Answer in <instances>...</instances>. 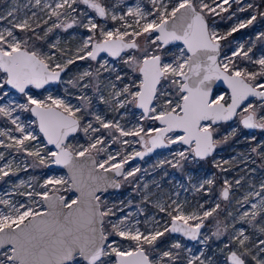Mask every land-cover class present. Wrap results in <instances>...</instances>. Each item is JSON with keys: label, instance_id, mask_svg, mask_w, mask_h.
I'll return each mask as SVG.
<instances>
[{"label": "snow or ice", "instance_id": "1", "mask_svg": "<svg viewBox=\"0 0 264 264\" xmlns=\"http://www.w3.org/2000/svg\"><path fill=\"white\" fill-rule=\"evenodd\" d=\"M35 2L39 5L41 0ZM150 3L154 10L145 11L137 4L128 7L127 12L120 16L115 11L110 14L109 6L102 0H58L54 7L45 5L51 8L50 18L59 19L64 15L71 22L53 21L44 29L43 37L37 34V39H46L55 29L67 32L79 27L87 31L88 35L81 39L72 55H69L72 49L58 47V41L48 45L55 51H42L35 43H29L32 37L27 33H35L31 18L20 19L13 10L0 13V21L10 25L0 28V118L10 121L15 125L14 131L20 133L15 136L12 129L0 131V137L7 136L11 141L5 143L0 140V147L14 149L33 158L31 165L25 164L23 169L16 165L17 171L57 165L68 169L69 173L67 177L46 178L39 185L42 191L19 193L29 197L31 203L40 204L42 211L0 197V204L11 209L7 214L0 212V249H6L0 264H179L183 251L189 253L187 264H215L212 257L203 251L192 255V250L180 241L160 251L157 241L165 233H179L201 244H207L213 237L228 235V242L220 249L224 264H264V181L258 191L249 192L243 200L237 201L240 208L250 205L249 209H238V215L228 213L234 220L231 224L233 234H228V224L221 227V222L217 221L216 230L203 238L201 229L204 222L217 213L221 207L219 203L202 214L196 211L186 214L174 200L168 205L157 200L153 206L170 218L171 226L165 224L163 230L155 228L141 232L139 228L133 229L126 224L132 213L118 216V213H125V207L131 202L128 205L124 201L119 205H109L104 198L109 188L119 189L123 182L132 183L129 178L135 177L140 168L125 171L124 165L131 159H143L157 148L187 145V149L174 153L178 157L174 164L171 161L160 162L182 169V161L195 162L209 157L218 146L234 137L240 126L264 130V56L253 59L250 53L254 45L246 50L240 45L230 56L220 59V41L251 25L257 16L253 14L233 26L226 35H221L215 28V21L209 23V18L227 12L224 5L230 8L229 0L221 3L212 0L211 4L206 0H178L171 8L163 2L158 4L157 0H150ZM232 3L239 6L242 0H232ZM246 8L252 9L254 5L248 4ZM246 8L240 6L238 11L243 12ZM125 15L135 18V27L126 23L109 29L106 23L96 19L123 21ZM260 15L264 16V12ZM35 16L33 12L32 17ZM233 16L235 13H231L228 19ZM43 23L47 25L48 20ZM35 27H41L38 21ZM129 28H132L131 32ZM17 30L25 35H19ZM138 37H144L145 47L141 48ZM258 39H264V33H260ZM177 41L182 42L183 47L171 52L168 46ZM56 52H59V57ZM101 53L119 59L122 67L110 65L106 59L101 61ZM65 56L67 58L61 62V57ZM233 57L258 65L259 70L241 67ZM83 60L95 61L98 66L93 69L89 65L65 81L62 73H66L70 65ZM104 73L108 74L104 88L110 89L107 96L100 87ZM218 82L226 85L227 90H221ZM53 84L71 85L78 94L65 88L63 96H54L47 87ZM13 90L19 94L17 97H13ZM33 90L48 94L41 98L40 92ZM89 90L113 112L134 104L142 109L141 119L150 121L152 125L158 122L161 126L139 124L125 128L117 119L107 120L94 110ZM25 114L34 119L22 120ZM234 117L238 118V127L221 134V126ZM33 125L38 127L43 141H46L43 146V141L32 146L26 143L40 140L32 130ZM80 133L86 138V146L77 139ZM121 137L138 139L121 140ZM255 139L252 136V140ZM114 143L129 146L140 143L144 151L125 155L118 149L113 154L109 148ZM48 145L54 148H48ZM251 151L264 159V144H258ZM101 153H106V158L97 159ZM4 159V153L0 152V160ZM12 169V161L0 166V180L10 174L16 175ZM25 183L20 180L13 187H22ZM228 183L225 181V185ZM235 183L240 185L241 180ZM212 184L213 181L207 179L199 187L202 189ZM143 187L147 189L148 185ZM73 190L79 193L74 199L61 194ZM222 196L228 199L229 187L223 188ZM34 197H40V200L36 201ZM250 197L259 199L252 202ZM143 201L149 202V194L143 196ZM138 211L143 213L144 209L138 208ZM154 223L160 224V221L154 219ZM237 223L241 227L237 228ZM245 224L253 228L258 226L260 236L253 239L252 235L246 234ZM113 236L130 243L124 245L110 241Z\"/></svg>", "mask_w": 264, "mask_h": 264}, {"label": "rangeland", "instance_id": "2", "mask_svg": "<svg viewBox=\"0 0 264 264\" xmlns=\"http://www.w3.org/2000/svg\"><path fill=\"white\" fill-rule=\"evenodd\" d=\"M56 2H58V0H41L40 4L37 5L35 0H0V13L6 14L7 11L13 10L14 15L20 19L31 18L35 33H27V36L32 37L29 41L30 44L35 43L42 51L53 52L55 50L50 49L48 45L50 43H57L58 41V47L71 48L72 52L69 53V55H72L75 53V49L81 39L88 35L87 31L83 28L74 27L67 32L63 29H55L46 39L36 38L37 34L40 37H43L44 29L51 26L53 21L57 23L71 22V20L64 15L59 19L56 17L50 18L51 8L45 7V5H52L54 7ZM102 2L109 6L110 14L111 11H115L117 16L124 15L127 12L128 7H135L137 4L144 8L145 11L154 10L150 0H102ZM161 2L168 4L169 8H171V6L178 3V0H157L158 4ZM206 2L211 4L212 0H206ZM221 2L222 0H217V3ZM229 2L231 4L230 8L228 5H224L225 8H228L227 12H221L219 16L209 18V23H212L213 20L215 21V28L221 35H226L233 26L237 25L240 21H246L253 14L257 16V19L248 27L239 29L232 33L231 36H227L226 39L220 41V59H223L225 55L230 56L232 51L240 45H243L245 50L254 45L253 51L250 53L253 59H258L261 56H264V39H258L260 33H264V16L260 15V13L264 12V0H242V4L239 6L232 3V0H229ZM248 4H253L254 8L247 9L246 6ZM113 5L116 7L113 8ZM240 6L245 7L246 10L243 12L238 11V7ZM83 7L84 6L81 5V8ZM60 11L63 12L64 10L61 9ZM217 11H219V9H217ZM33 12L36 13L35 17H32ZM231 13H235V16H233L232 19H228ZM90 14L94 15V13ZM9 19L12 18L9 17ZM96 19L100 23H106L109 29L120 27L126 23L132 24L133 27H135V18L132 16L125 15L123 21H112L110 18L107 21H103L99 17H96ZM149 19H151V17H149ZM44 20H48L47 25L43 23ZM37 21L40 23L41 27H35ZM141 23H143V21H141ZM3 27H10V25H8L6 21H0V28ZM128 31L131 32L132 28H129ZM17 33L22 36L25 35L24 33H19V30H17ZM137 41L141 48L145 47L144 37H138ZM168 47L171 52H176L178 51V48L183 46L176 44ZM129 51L133 54L140 55V53H136L134 50ZM56 55L59 57V52H56ZM122 55H124V53H122ZM66 58V56L61 57V62ZM170 58L171 57H169V59ZM100 59L101 61L106 59L110 62V65L114 64L118 68L122 67L121 62L117 58L102 55L100 56ZM233 59L236 60L241 67H246L252 71L259 70L258 65L251 64L240 57H233ZM89 65H91L93 69L98 66L95 61H77L75 64L68 67L66 73L62 74V77L67 81L77 76L85 68L89 67ZM125 70L129 71L127 69ZM129 75H132L130 71ZM107 77L108 74L104 73V76L101 78L103 82L100 84V87L104 89L105 96H107L110 91L109 88H104V85L108 83ZM65 88H68L73 94H78L77 89H74L71 85L67 84H57V86L49 87L48 91L54 96H63ZM39 92L41 98L48 94L43 91ZM12 94L13 97L19 95L15 92ZM88 94L93 97L95 105L94 110L104 116L107 120L117 119L125 128H132L139 124H143L145 127H160L158 123L152 125L150 121L141 119L142 112L136 109L134 104H127L125 108L113 112L111 107L101 103L98 96L91 90L88 91ZM73 103H76V101L73 100ZM32 119L34 118L27 114L22 116V120L25 121ZM233 127H238V118L236 117L232 122L223 124L219 131L221 134H226L230 132ZM7 129H12V134L15 136L20 135V133L14 131L15 125H12L10 121L0 118V131ZM32 130L34 131V134L40 137V140L26 142L30 146L43 141V137L35 125L32 126ZM252 136H255L256 139L252 140ZM77 139L79 143H83L86 146L87 141L83 133L78 134ZM120 139H128L132 141L137 140L138 138L121 137ZM0 140H3L5 143H11L7 136L0 137ZM44 143L45 141L41 143V146H43ZM258 144H264V130L259 129L254 132H248L240 126L237 134L230 138L227 143L218 146L211 157L204 160H197L195 162L182 161V169L172 167L169 163H160L161 161H171L174 164L178 159V157L174 156V153L188 148L181 145H174L166 150L158 151L138 162L130 160L125 165V171L137 167L140 168V171L136 173L135 177L129 178L132 183L123 182L116 193L104 195V198L109 205L113 203L119 205L121 201H124L125 204L128 205L129 202H131L129 206L125 207V213H118V216L123 217L126 213H132L126 221V224L133 229L139 228L141 232H147L155 228L163 230L162 226L165 224L169 227L170 218H168L165 213L159 212V210L153 206L157 200L166 205L172 204V201L174 200L177 204H180L183 207L186 214L194 211L202 214L204 210H209L219 203L221 207L217 213H214L213 216L209 217L204 222L205 226L201 231L202 238L203 236H211L212 232L216 230L217 221L221 222V227H223L224 224H228V234H233L234 230L231 228V224L234 223V220L232 217L228 216V213L232 212L234 215H238V209L239 211L249 209L250 205H245L244 208H240L237 201L243 200L244 196L249 192L258 191L259 185L264 181V159L251 151V149ZM47 147L50 148L49 146ZM118 149L123 150V154L130 155L134 151H140L144 148L141 147L140 143H134L130 146L114 143L111 144L109 151L114 154ZM0 152H3L5 155V159L0 160V166H3L8 161H12V170L17 172L16 175L10 174L8 177H4L3 180H0V197L14 203H24L36 210L42 211L43 207L40 204L31 203L29 197L21 196L19 193L33 190L42 191L39 185L43 184V181L46 178L51 176L67 177V174L63 170L52 168L50 166H40L35 168L28 167L26 171H17L16 165H19L20 168L23 169L25 164L31 165L33 158L24 153H17L14 149H6L4 147H0ZM93 154L95 155V153ZM104 158H106V153H101L97 157V159L101 160ZM117 159L119 160L120 157H117ZM225 161H227V163H225ZM217 164H219V167ZM253 169L255 171H253ZM117 179L122 180L123 178L119 177ZM207 179H211L213 184L210 186L205 185L204 188L201 189L199 187L200 184ZM238 179L241 180L240 185H236L235 183ZM20 180H24L26 182L25 185L22 187H13L14 185H18ZM225 181L229 182L228 185H225ZM145 184L148 185L147 189L143 187ZM250 185H254V187H251ZM226 186L229 187V197L227 200L223 199L221 196L222 189ZM5 193H8V195H5ZM61 194L69 195V192H62ZM145 194H149V202L147 203L143 201V196ZM68 198L74 199L75 195H69ZM34 199L39 201L40 197H34ZM249 199L252 200V202H256L259 197H250ZM200 205H203V208H200ZM173 207H175V205H173ZM138 208H143V213H140ZM10 211V207L0 204V212L7 214ZM112 219L115 220L116 217H112ZM154 219L160 221V224H155ZM137 221L139 222L137 223ZM236 227L239 228L241 225L237 223ZM243 227L247 230L246 234L252 235L253 239L260 236L258 226L257 228H253L252 226L245 224ZM109 240H115L124 245L130 243L129 241H125L122 238L115 236L110 237ZM175 241H180L187 248H190L192 250V255H199L200 252L203 251L206 256L212 257L215 264H224V256L220 249H222L224 244L228 242V235H222L220 238L213 237L207 244H201L198 241L189 242L179 235L165 233L163 237L159 238L156 246L160 251H164ZM145 247H147V245H145ZM5 250L6 249H3L1 251L0 260L4 259L3 252ZM188 256L189 253L186 251L181 252V260L179 264H187Z\"/></svg>", "mask_w": 264, "mask_h": 264}, {"label": "water", "instance_id": "3", "mask_svg": "<svg viewBox=\"0 0 264 264\" xmlns=\"http://www.w3.org/2000/svg\"><path fill=\"white\" fill-rule=\"evenodd\" d=\"M176 44H180V45H182L183 46V44H182V42H179V41H177V42H175L174 44H172V45H176ZM170 46V45H169ZM102 55H108L107 53H101L100 54V56H102ZM113 58V57H112ZM63 74V73H62ZM54 86H57V84H53V85H50V86H47L48 88L49 87H54ZM217 86L220 88V89H224V90H227V86L226 85H224L222 82H218L217 83ZM35 91H42V90H35ZM13 92H14V90H13ZM17 94V93H16ZM250 99H254V98H250ZM136 107V106H135ZM136 109H138L139 111H141L142 112V109H139L138 107H136ZM239 110V109H238ZM34 118V117H33ZM235 119V117L233 118V120ZM232 120V121H233ZM232 121H229V122H232ZM229 122H227V123H229ZM158 123V122H157ZM161 126V125H160ZM38 128V127H37ZM39 130V129H38ZM245 130H247L248 132H254V131H256V130H259V129H245ZM41 134V133H40ZM41 136H42V134H41ZM43 137V136H42ZM45 143H46V141H45ZM176 145H179V144H176ZM50 148H54V146H52V145H48ZM172 146H174V145H171L170 147H172ZM183 146H185V147H189V146H187V145H183ZM141 147L142 148H144L143 147V145L141 144ZM170 147H168V148H170ZM168 148H157V149H155L154 151H152L151 153H148L146 156H144V158H146V157H148V156H151V155H153V154H155L156 152H158V151H161V150H166V149H168ZM141 152H143L144 151V149H142V150H140ZM215 151H216V149H215ZM214 151V152H215ZM214 152L209 156V157H211L213 154H214ZM209 157H207V158H209ZM143 158V159H144ZM206 158V159H207ZM132 161H134V162H138V161H140V160H142L141 158H139V157H137V158H135V159H131ZM130 161V160H129ZM50 167H52V168H56V169H60V170H63L66 174H67V176L69 175V173H68V169H66V168H63L62 166H57V165H50ZM124 169H125V165H124ZM108 175H111V173H109ZM87 178V173H85V179ZM117 178H119V177H116V179ZM119 189H115V188H109L108 189V191L105 193V195H107V194H112V193H116L117 191H118ZM222 191H223V189H222ZM69 195H75V197L77 196V195H79V193H77L75 190H73V191H71V192H69ZM69 195H65L67 198L69 197ZM221 196H222V192H221ZM222 198H223V196H222ZM224 199V198H223ZM171 225H169V227H170ZM201 231H202V229H201ZM172 235H179V236H181V237H183L181 234H179V233H172ZM185 240H187V241H189V242H195V241H191V240H188L186 237H183ZM7 247V246H6ZM3 249H0V253H1V251H2Z\"/></svg>", "mask_w": 264, "mask_h": 264}]
</instances>
